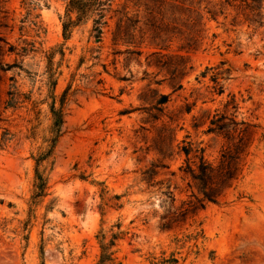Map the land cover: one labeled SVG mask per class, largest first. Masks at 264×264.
<instances>
[{
  "label": "rangeland",
  "instance_id": "rangeland-1",
  "mask_svg": "<svg viewBox=\"0 0 264 264\" xmlns=\"http://www.w3.org/2000/svg\"><path fill=\"white\" fill-rule=\"evenodd\" d=\"M66 4L67 0H0V16L5 15L8 25L0 28L1 34L18 49L25 40L34 42L35 48L23 58L5 56L9 62L22 60L30 76L18 68L8 70L3 91L12 84L30 93L35 101L45 98L46 55L55 49L56 67L61 45L64 56L58 67L61 74L56 93L70 86L63 132L46 168L49 194L32 206L30 213L34 177L31 156L45 146L50 124L47 104L33 108L25 102L2 114L0 138L6 128L10 139L0 146V218L6 220L5 227H0V264H94L99 253L95 234L100 227L107 230L117 221L130 234L116 246V255L123 264H152L153 257H160L162 252L165 256L174 253L179 258L177 264H264V25H233L231 15L207 20L201 45L187 53L192 69L182 80L184 88L173 92L166 83L152 85L159 92L170 93L166 115L197 98L191 112L180 115L176 140L203 146L208 159L218 155L222 139L203 133L206 124L193 128V115L220 107L231 93L239 105L238 118L257 125L236 188L218 203L207 204L182 227L160 230V198L150 192L140 174L155 158L153 152H145L153 129L143 122L146 113L141 107L149 104L138 98L146 83L142 79L144 70L150 76L157 72L145 63L153 48L142 45L139 56L114 53L125 46L112 45L110 32L117 17L113 11L107 15L102 41L96 42L89 34L91 19L76 26L64 40L60 17ZM125 5L130 13L135 12L132 0H113L112 9ZM33 22L40 26L38 35ZM177 44L174 42L171 49H177ZM220 61H224L223 68L229 69L230 77L221 79L225 90L221 95L214 94V101H210L206 88L212 85L209 73L202 83L195 76L205 66H216ZM121 76L129 79L120 80ZM163 77V72L156 75L157 79ZM203 99L207 101L203 103ZM131 108L138 109L121 113ZM140 125L150 130L144 132L146 142L142 132L135 133ZM182 161L183 155L177 156L170 161V169L177 171ZM164 177L171 178L172 186L177 182L169 172ZM103 188L108 198L121 194V206H104L101 214ZM174 193L177 198L184 197L178 190ZM29 217L28 227L23 230ZM196 233L200 234L195 240Z\"/></svg>",
  "mask_w": 264,
  "mask_h": 264
},
{
  "label": "trees",
  "instance_id": "trees-1",
  "mask_svg": "<svg viewBox=\"0 0 264 264\" xmlns=\"http://www.w3.org/2000/svg\"><path fill=\"white\" fill-rule=\"evenodd\" d=\"M135 12L130 13L126 5L120 9H112L113 0H67L64 15L61 16L62 36L67 40L72 30L92 20L89 34L96 42L102 41L104 28L108 26V13L115 12L117 15L113 28L111 29L112 45L122 44L124 50H116L114 53H126L139 56L140 49L146 44L153 49L146 55V66L154 67L157 72L150 76L144 70L143 80L146 83L139 93L138 98L148 103L143 106L142 111L146 113L144 123H148L153 129L150 143L145 147V152H153L155 158L141 170V181H143L150 192L157 194L160 198V206L163 212L158 214V228L160 230H172L180 228L189 220L194 218L209 203H218L225 197L229 190L235 189L243 176L246 159L251 152L254 142L256 124L243 117L238 118L239 105L234 94L229 93L228 98L221 102L220 107L213 111L203 110L199 115L192 116V127L197 129L206 124L203 133L213 134L222 139L218 155L214 159L205 156V148L190 140H176V128L182 113H190L196 105L197 98L192 102H185L178 112L165 114V108L170 99V93L159 92V86L166 83L172 91L184 88L182 80L192 69L187 53L196 50L201 45L206 30L207 20H217L231 15V24L238 25L246 23L248 26L260 28L264 25V0H132ZM74 14V18L73 15ZM112 16H109L111 18ZM38 35L40 26L33 22ZM5 15L0 16V28H6ZM23 30V26L19 28ZM25 45L18 49L11 44L0 32V122L2 114L8 110H15L25 102H30L35 108L39 103L47 104L50 124L48 135L44 138L45 146L40 148L34 160L33 192L31 195L29 213L32 206L40 203L48 193V178L46 168L50 162L54 148L62 135V127L65 115V106L70 86L67 85L60 94L56 93V85L61 71L58 70L60 61L63 59L64 51L62 45L58 48L60 60L54 67L53 57L55 49L46 55L45 85L47 93L40 101L31 99L30 93L21 92L16 85H10L5 91L2 89L4 73L12 68L25 71L30 76V71L25 70L22 60L17 62L6 61L5 56L16 54L22 58L29 52L35 51L34 42L24 41ZM174 42H177V49H171ZM29 45V47H28ZM128 59V58H127ZM82 62V58L80 59ZM224 61L216 66H205L195 76L198 83H202L209 73L212 85H206L207 93L211 95L210 101H214V94L221 95L225 87L221 79L230 76L228 68H223ZM159 72L164 77L157 79ZM120 80H128L126 76L119 77ZM14 80V76H9ZM198 90V89H194ZM207 100L203 99L202 102ZM138 109L131 108L122 110L121 113H129ZM39 112V111H38ZM166 115V119L163 117ZM146 131L148 127L140 125L135 130L142 132V137L147 141ZM145 132V133H144ZM8 129L4 128L0 138V146L4 145L10 138L6 135ZM183 155V161L176 170L170 169V161L177 156ZM167 172L177 182L172 186L171 178L164 177ZM163 175V177H161ZM179 180V181H178ZM180 182V183H179ZM182 183V185H181ZM174 190H178L184 197L177 198ZM104 188L101 190L102 204L101 214L104 213V206L119 208L121 194L111 197L105 196ZM30 215V214H29ZM30 217L25 220L23 230H26ZM6 220H1L0 227L4 228ZM202 234V230L200 232ZM200 233L193 238L196 240ZM129 230L121 229V223L115 222L106 230L104 227L95 234L98 242L99 253L94 264H123L116 255V246L119 240L126 238ZM191 235H187L190 239ZM24 238L28 240V235ZM179 240V239H177ZM186 241V240H185ZM184 241V242H185ZM184 244V243H183ZM196 244V243H194ZM41 256L44 254V247L40 246ZM152 264H177L179 258L171 253L165 256L164 252L160 257H153ZM186 257H183V261ZM42 264V263H41Z\"/></svg>",
  "mask_w": 264,
  "mask_h": 264
}]
</instances>
